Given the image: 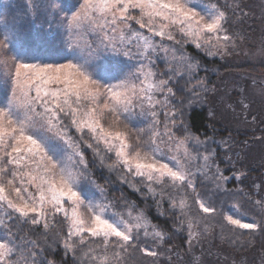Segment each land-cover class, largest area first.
<instances>
[{
    "label": "snow or ice",
    "instance_id": "1",
    "mask_svg": "<svg viewBox=\"0 0 264 264\" xmlns=\"http://www.w3.org/2000/svg\"><path fill=\"white\" fill-rule=\"evenodd\" d=\"M78 3V7L73 5L74 11L68 8L60 20L70 38H79L68 42L70 53L41 58L32 54V48L8 24L0 30L4 36L0 41L4 50L0 78L11 84V94L0 104V207L6 206L32 225L43 223L46 231L50 218L62 214L68 223L63 239L66 255L96 243L95 248L87 247L83 252L88 264H123L130 250L139 247L141 232L154 241L163 240L164 233L150 224L143 212L134 214V205H129L126 213L117 212L111 202L87 198L82 182L96 186L95 181L88 173L80 143L73 139L63 118L70 117L71 127L80 133L81 140L85 135L91 137L87 147L102 164L105 156L101 145L104 153H114L116 157L108 165L110 170L122 166L126 175L146 182L150 193L156 192L153 184L177 192L185 186L194 191L192 163L202 159L204 164L197 168L200 171L207 167L208 157H193L186 145L188 137L177 139L167 122L164 131L159 130L155 109L167 107L168 97L174 93L168 87L172 76L157 79L153 70V54L159 50L167 55L169 51L154 37L180 43L176 39L178 32L185 42H194L210 55L215 54L212 49L227 48L233 37L224 28L225 12L216 4L205 5L199 0H78ZM42 7L47 12L56 9V4L49 0ZM60 11L65 9H58L57 15ZM130 21L146 29L148 35L132 29ZM85 33L99 35L95 45L84 41ZM9 52L13 54L9 56ZM104 52L129 59L136 57L139 62L124 73L123 69L112 67L113 62L96 63ZM183 60L173 57L175 66L170 64L167 71L180 75ZM191 67L189 64V71ZM113 80L115 83H110ZM157 93L164 99H156ZM136 108L140 109V115L148 113L153 119L147 128L136 130L132 143L129 124ZM109 115L106 127L104 121ZM175 115L166 112V121ZM172 123L174 126L175 121ZM196 143L201 142L197 139ZM162 145L172 155H166ZM96 187L103 196L104 190ZM169 199L172 207H177L176 197L169 194ZM194 203L205 214L216 212L199 195ZM178 206L182 211L188 207L183 197ZM224 219L239 229L264 232V222H243L230 214ZM194 227L195 222L189 220L190 244L197 235ZM37 247V241L22 237L17 242L9 232L0 239V264H55L53 260L39 259ZM139 251L147 256L158 255L146 247H139Z\"/></svg>",
    "mask_w": 264,
    "mask_h": 264
},
{
    "label": "trees",
    "instance_id": "2",
    "mask_svg": "<svg viewBox=\"0 0 264 264\" xmlns=\"http://www.w3.org/2000/svg\"><path fill=\"white\" fill-rule=\"evenodd\" d=\"M71 1L62 0L65 6L72 5ZM203 1L216 4L226 13L230 34L239 40L235 55L242 56L239 47L248 44L258 31L252 10L246 5L247 0ZM48 2H6L7 22L13 31L31 48H43L46 53L59 42L58 18L51 9L46 12L42 7ZM3 3L0 0V6ZM177 49V60L186 56L190 59L183 60L180 75L167 71L170 64L175 66L167 58L159 60L154 67L157 78L168 79L172 76L168 87L172 88L174 95L168 97V103L171 111L176 113L172 117L175 121L173 132L180 138L188 136V147L194 157H208L207 167L197 171L204 164L200 161L202 159L194 166V171L198 172L194 176L197 187L193 191L185 186L177 192L171 187L153 184L156 192L150 193L146 182L126 175L122 166L110 170L108 165L116 157L114 153H104L101 145V152L105 156L102 164L93 150L87 147L92 142L91 137L85 135L81 140L80 133L64 117V125L73 139L80 143L91 180L104 190L102 196L96 186L82 182L84 192L95 195L97 191L100 200L111 202L113 210L117 212L126 213L128 206L134 205V214L143 212L150 224L164 233L163 240L154 241L151 237L145 238L141 232L139 247L156 251L158 255L147 256L138 247L130 250L123 264H264V232L235 228L223 219L231 209L246 216V219L264 222V115L255 113L254 119L244 117L241 124L235 123L223 114L217 98L219 84H223L226 75H259L258 71L264 68V63L228 62L217 55L208 57L191 45L177 46ZM189 64L192 66L190 71ZM197 139L201 143L197 144ZM224 176H229V180L223 182ZM122 177L130 182H124ZM169 194L176 197L177 207H172ZM197 195L205 201L203 197L209 198L216 210H220V215L210 218L201 214L194 203ZM181 197L188 205L183 211L178 206ZM0 219V234L6 237L11 232L17 242L22 237L37 241L35 250L41 253L39 259L53 260L55 264H88L83 252L87 247H96V243H92L66 255L63 239L68 231V223L62 214L50 218L47 231L43 223L32 225L25 222L6 206L0 207ZM189 220L195 222L193 231L197 233L191 244Z\"/></svg>",
    "mask_w": 264,
    "mask_h": 264
},
{
    "label": "rangeland",
    "instance_id": "3",
    "mask_svg": "<svg viewBox=\"0 0 264 264\" xmlns=\"http://www.w3.org/2000/svg\"><path fill=\"white\" fill-rule=\"evenodd\" d=\"M3 1H4L3 5L0 6V30H3L5 24H8L10 26V24L7 22L8 19L6 16V2L8 4V0H3ZM52 2L56 4V9H51V10L54 13V15L58 18V29H59L58 30V35H59L58 40L59 42L56 44V47L54 49H50L47 53L43 52L44 51L43 48H39L38 50L36 48L35 49L32 48V54L40 56L41 58H49V57L57 56V53L59 52L70 53L71 49L68 48V42L70 41V39L71 40L79 39L78 37L70 38L68 35L67 29L64 26H62L60 23L61 18L65 15V12L67 11L68 8H72V10L74 11L75 7H73V5H75L76 7L79 6L78 0L71 1L72 5L70 6L63 5L64 3L62 2V0H52ZM199 2L205 5L214 4L211 2H204L203 0H199ZM246 5L252 10V13H253L252 17L257 21L258 31L253 36L252 40L248 44H243L239 47L240 48L239 53L242 56L238 57L235 55L237 54V52H235L236 50L235 48L239 44V40L234 35L230 34L229 20H227L228 16L226 15V13H225L226 22L224 24V28L227 34L232 36L233 39L229 42V45L227 48L221 49L219 51H217L216 49H212V51L215 53L212 55H217L220 58L223 57L226 61L233 62V63H237V62L264 63V0H247ZM60 8H64L65 11H60L59 14L57 15V10ZM217 8L221 10L219 7ZM67 14L70 15L71 13L67 12ZM133 14H137V13L134 12ZM129 23L131 24L132 29L142 31L145 33V35H148L147 30L140 29L139 25L135 24L134 21H130ZM17 35L19 39L22 40L21 36H19V34ZM3 39H4V36L2 34V31H0V41H2ZM83 39L84 41L92 42L95 45V42H97L99 39V35L85 33ZM154 39L155 41H157L158 44H162L163 46L169 49L167 55L163 51H159V50L157 51V53L153 54L152 59L155 61V63L153 64L152 67L155 72L156 70L154 66L162 58L163 59L167 58L171 62L173 61V57H175L176 59L179 58V56L175 52L176 50H178L177 46L185 47L186 45H191L192 47H194V49L199 50L201 52L203 51V53H205L208 57L212 56L209 54V51L207 49L197 48L194 42H191V41L185 42V40L181 38L178 32L176 33V39L179 40L180 43H176L175 41H169L167 39L161 40L160 37H154ZM173 49H175L174 52H173ZM12 54H13L12 52L8 53L9 56H11ZM3 55H4V50L0 48V58H3ZM184 59L190 60L189 57L187 56L184 57ZM117 61H119L120 63H115ZM60 62H64V61L61 60ZM109 62H113L111 64L112 67L117 68V69H123V72L126 73L129 70L134 69V67L138 64L139 60L136 57L129 59L128 57L117 55L112 52H104L101 58L98 61H96V63H106V64ZM258 73L259 75H254V76H247V75H236L235 76V75L228 74L225 76L223 84H219V87H220L218 88L219 96L217 98L219 101V105L221 106L220 109L222 110L223 114H225L228 117L229 120L235 121V123L241 124L243 122L244 117H249V118L254 119L253 115L255 113L264 115V68L259 69ZM110 83H115V81L114 80L110 81ZM10 94H11L10 82L5 84L4 80L0 78V104L6 102V98ZM156 99L163 100L164 97L161 96L159 93H157ZM171 110L172 109L169 103L167 107L157 106V108L155 109V111H157L158 113V119L160 120L159 130L163 132L164 124L167 122L168 128L171 131V133H173L177 139H183V138H180L178 134H175L173 132V128L175 127L173 126V123H172L173 118L170 116L167 118V121H166L165 113ZM134 111L136 114L131 117V123L129 124L130 140L132 143H135L136 130L147 128V126L152 122V119H153L152 116L148 113H145L144 115H140L139 108H136ZM160 112H161V117H159ZM67 118L70 121V117H67ZM110 119H111V116L109 115L107 119L104 121L106 127ZM239 126L241 127L242 125H239ZM164 139L167 140V137H165ZM186 145L188 147L187 140H186ZM162 149L166 155H172V153H168L166 145H162ZM189 151L191 152L190 149ZM200 161L202 163L204 162L203 160H200ZM195 164H199V160L193 161L192 171H194L195 169L194 167ZM194 172L196 174L198 173L197 171H194ZM7 178L8 177L4 178L5 181ZM227 180H229V176L226 177V179H223V182ZM194 181L195 180L193 178V183L196 188L197 184ZM96 194H98L97 191L95 192V195L94 194L89 195L88 193L87 194L85 193L88 199L96 201V202L101 201L98 195ZM203 198L208 201L206 202L210 206L214 207V204L210 202L209 198L207 197L206 198L203 197ZM224 207L225 205L222 208ZM214 208L216 209V207ZM221 211H223V209H221ZM199 212L210 218L220 215V210H216V212L212 214H205L201 212L200 209H199ZM229 214L232 215L233 218H242L243 222H254L250 219H246L245 218L246 216L240 214L239 212H235L234 210H231V209H229L227 213L224 214V217L225 215H229ZM224 221L227 222L225 219ZM0 226H1V223H0ZM3 238H5V236L0 234V239H3Z\"/></svg>",
    "mask_w": 264,
    "mask_h": 264
}]
</instances>
